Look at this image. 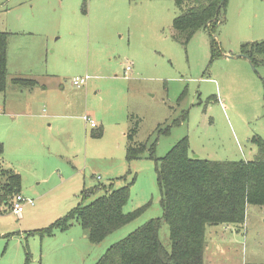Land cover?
<instances>
[{"label":"rangeland","instance_id":"rangeland-1","mask_svg":"<svg viewBox=\"0 0 264 264\" xmlns=\"http://www.w3.org/2000/svg\"><path fill=\"white\" fill-rule=\"evenodd\" d=\"M226 4L225 22L213 28L219 47L212 56L205 29L185 45L172 38L179 13L172 0H0V31L9 35L0 93V193L1 170L11 168L21 177L22 196L33 200L20 215L12 211V197L0 203V264H95L110 245L156 217L159 240L170 250L156 159L183 137L192 157L254 159V137L264 141V63L253 68L235 56L241 44L264 40V0ZM85 74L84 86L71 84ZM14 76L34 78L36 85L14 84ZM13 122L28 124L35 137L25 136L17 147L4 130ZM139 144L143 151L127 159L126 147ZM124 185L123 212L146 207L101 242L91 244L75 220L67 229L42 231L78 203L101 196L103 186ZM83 188L94 191L82 198ZM243 223V230L206 227L204 264L264 262V207L247 205ZM217 231L235 240L219 239Z\"/></svg>","mask_w":264,"mask_h":264},{"label":"trees","instance_id":"trees-1","mask_svg":"<svg viewBox=\"0 0 264 264\" xmlns=\"http://www.w3.org/2000/svg\"><path fill=\"white\" fill-rule=\"evenodd\" d=\"M172 1L179 11L172 20V38L185 45L194 33L205 29L211 34L212 56L218 53L213 28L225 22L226 0ZM8 37L7 32L0 31V93L4 92L7 81ZM240 54L255 67L264 63V40L241 44ZM12 83L31 87L36 81L13 78ZM100 134L101 131L95 135ZM254 141V159L217 161L190 156L187 138L180 139L163 157L156 159L155 167L170 250L159 240L161 220L158 217L150 218L110 245L95 264H204L207 226H239L244 222L247 205L264 207V141L260 137H254ZM136 146L126 147L127 159L145 148L143 144ZM2 154L3 144L0 142V157ZM1 175L5 176V183L0 193V203L8 204L9 198L13 200L19 194L21 178L9 169L1 170ZM94 188H83L82 198L92 194ZM103 188L105 192L101 196L87 204L78 203L42 231L51 233L55 229H67L75 220L86 231L89 242L97 244L138 218L146 207L125 213L123 207L129 198V185L116 189ZM3 211L0 209V214Z\"/></svg>","mask_w":264,"mask_h":264},{"label":"crops","instance_id":"crops-1","mask_svg":"<svg viewBox=\"0 0 264 264\" xmlns=\"http://www.w3.org/2000/svg\"><path fill=\"white\" fill-rule=\"evenodd\" d=\"M107 11H109V13L111 12V10L110 9H107ZM102 14H106V13H102ZM174 18V17H173ZM7 61H8V56H7ZM87 63H88V61H87ZM132 66H133V64H132ZM123 70H124V68H123ZM13 78H26V79H34V78H30V77H25V76H14ZM13 78H11V82H12V80H13ZM35 80V79H34ZM36 85V84H35ZM23 103V102H22ZM22 103H21V106H22ZM90 117V116H89ZM90 118H92V117H90ZM83 119V118H82ZM94 120V119H93ZM95 121V120H94ZM97 127V126H96ZM96 127H94V128H96ZM5 130V132L6 133H8V138L10 139V141L12 142V143H14V144H16V146L18 147V145H19V143L22 141V139L24 138L25 139V136H27L28 138H29V135L30 136H34L33 134H35L33 131H31L30 130V126L28 125V124H24V125H20V126H18V124L16 123V122H13V124H11V126L9 125L7 128H5L4 129ZM35 137V136H34ZM1 142V141H0ZM2 143V142H1ZM3 144V143H2ZM5 148H4V146H3V150H4ZM4 154V153H3ZM3 154H2V156H3ZM2 156L0 157V158H2ZM5 169V168H4ZM9 170H12L11 168H8ZM13 172H14V170H12ZM16 173V172H15ZM18 174V173H17ZM21 178V177H20ZM19 194H21L20 192H19ZM22 195V194H21ZM226 226H225V229L227 228V226H228V224H225ZM235 228H236V230L238 229V230H243V225H244V227H245V223H243V225H241V226H236V225H234V224H232ZM263 230H264V228H263ZM245 231H244V233L242 234V235H245ZM262 233H263V231H262ZM215 235H217L218 236V238L219 239H221V238H225V239H227V240H231V241H234L235 240V238H234V235H233V233H230V234H228L227 235V237H225L224 235L225 234H223V232H215ZM217 252H219V253H224L225 251H224V249L222 248V249H220V247H218L217 248V250H216Z\"/></svg>","mask_w":264,"mask_h":264},{"label":"built area","instance_id":"built-area-1","mask_svg":"<svg viewBox=\"0 0 264 264\" xmlns=\"http://www.w3.org/2000/svg\"><path fill=\"white\" fill-rule=\"evenodd\" d=\"M131 70H132V63L130 62V63H127L124 67V70H123L124 77H127L128 73ZM88 78H89V75L87 74L74 76L71 80V84L76 88H81L82 86L85 85L86 80ZM82 118L89 125V127L94 128L97 126L96 122L92 118H90L88 115H84ZM32 204H33L32 199H27L23 197L21 194H17L16 196H14L12 200L11 207H12L13 213L20 215L25 205H32Z\"/></svg>","mask_w":264,"mask_h":264},{"label":"water","instance_id":"water-1","mask_svg":"<svg viewBox=\"0 0 264 264\" xmlns=\"http://www.w3.org/2000/svg\"><path fill=\"white\" fill-rule=\"evenodd\" d=\"M239 56H243V55H241V54H238V55H236L235 57H239ZM248 61L250 62V60L248 59ZM251 64V63H250ZM252 65V64H251ZM252 67L254 68V65H252Z\"/></svg>","mask_w":264,"mask_h":264}]
</instances>
